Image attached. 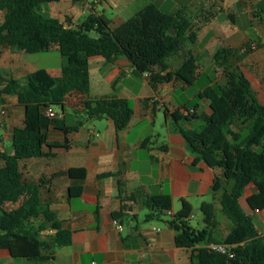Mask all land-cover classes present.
Masks as SVG:
<instances>
[{
  "label": "trees",
  "instance_id": "16d2710c",
  "mask_svg": "<svg viewBox=\"0 0 264 264\" xmlns=\"http://www.w3.org/2000/svg\"><path fill=\"white\" fill-rule=\"evenodd\" d=\"M60 1L0 0V12H5L0 24V48L29 55L57 48L62 58L59 77L45 69L28 74L23 82L0 75V103H4V97H15L25 109L23 125L16 127L12 134L13 152L0 150V249L8 250L13 258L29 261L51 259L56 248L72 244V233L42 200L46 179L25 182L21 162L49 158L53 156V149L69 148L68 138L64 143L48 141L51 128L69 135L79 131L85 121L108 118L117 131H122L134 115L130 100L101 98L83 102L82 109L73 114L74 122L64 117L69 96L90 92V59L102 57L111 61L126 57L141 76L160 67L161 73L150 78L153 86L174 80L193 86L198 78L199 61L192 55L177 71H168L166 65L171 56L187 43L196 42L198 37L184 10L169 14L156 5H149L116 28L104 15L92 12L82 24L73 26L42 14L43 5ZM73 2L86 6L85 0ZM173 28L174 36L169 33ZM262 46L264 48V44ZM239 60L237 50L218 49L213 62L215 69L225 76V84L212 83L206 87L196 102L189 103L190 108L184 107L188 111L186 116L180 111L172 114L188 150L196 155L195 162L203 161L212 169H220L224 180L233 183L230 190L225 189L221 199V211L233 224L228 235L223 236L218 230L214 203L201 204L202 228L191 225L193 208L187 201L182 202L178 213L170 215L168 222L177 233L176 245L192 250V264H264V234L259 233L253 218L239 203L246 187L253 184L257 192L247 199V204L254 213L264 210V104L252 93L250 81L238 66ZM203 98L211 100V115H197V101ZM55 107L63 109V113L58 118H49L47 110ZM194 120L200 123L198 129L181 124ZM62 175L82 181L87 171L72 168L53 177ZM221 188L223 184L219 179L214 191ZM82 192L81 186L71 187L69 196L78 198ZM136 197L150 210L146 221L163 220L172 211L169 195L135 194L122 199L121 208L113 213V219L120 222L134 219L135 216L127 214L130 208L126 203ZM210 243L230 246L235 257L231 259L210 251L206 248Z\"/></svg>",
  "mask_w": 264,
  "mask_h": 264
},
{
  "label": "crops",
  "instance_id": "0c3cea01",
  "mask_svg": "<svg viewBox=\"0 0 264 264\" xmlns=\"http://www.w3.org/2000/svg\"><path fill=\"white\" fill-rule=\"evenodd\" d=\"M178 1L85 0L86 6L80 7L89 12L80 16L67 10L62 13L64 3L78 6L73 0H61L41 7L44 16L73 26L82 24L92 12L106 16L108 7L112 18L118 19L115 23L111 20L113 27L122 25L149 5H156L169 14L184 10L198 37L196 42L187 43L171 56L166 65L168 71H177L192 55L199 61L198 78L193 86H187L180 80L153 86L150 79L136 73V68L126 57L111 61L102 57L91 58L90 92L69 96L64 117L74 122L76 116L73 114L82 109L83 102L101 98L130 100L134 115L122 131H117L108 118L85 121L79 131L69 135L49 129L50 143H64L68 138L69 148H55L49 158L24 160L21 172L28 183L46 179L42 200L71 231L72 244L56 248L48 260L16 259L8 250L0 249V264H192V250L176 245L177 233L168 222L170 215L163 220L146 221L150 210L143 206L140 197L126 203L130 208L127 214L135 218L123 220L121 223L125 230L117 231L113 213L120 210L123 198L128 199L135 194L169 195L173 215L180 211L183 201L192 206L194 213L195 207L211 197L218 230L223 236L230 233L233 224L225 218L219 221L217 212H222V196L233 183L224 180L220 169H212L203 161L195 162L196 155L188 150L172 114L180 111L186 116L184 107L190 108L189 103L196 102L206 87L212 83L225 84V76L215 69L213 62L216 51L222 47L238 51V66L250 81L252 93L264 104V0H192L190 6L198 7L195 18L187 14L185 3ZM0 13L5 15L4 11ZM25 54L0 48V75L7 80L14 78L23 82L28 74L38 70H28L30 63ZM61 66L62 58L59 68L45 70L59 77ZM157 73H161V68H152L151 76ZM196 85L199 86L198 92L189 93ZM197 104V115L212 114L210 99L203 98ZM3 109L6 110L5 116L1 115ZM57 113L60 115L63 109ZM24 119L25 109L17 99L4 97V103H0V150L13 152L12 134L16 127L23 125ZM197 122L183 121L181 124L194 129ZM72 168L85 169L86 179L73 180L67 175L53 177ZM108 174L112 176H104ZM219 179L223 188L214 191ZM78 186L83 188L82 194L78 198H70V188ZM256 192L255 185L250 184L239 203L247 215L260 218L256 226L259 233L264 234V210L254 213L247 204V199Z\"/></svg>",
  "mask_w": 264,
  "mask_h": 264
},
{
  "label": "rangeland",
  "instance_id": "374dc122",
  "mask_svg": "<svg viewBox=\"0 0 264 264\" xmlns=\"http://www.w3.org/2000/svg\"><path fill=\"white\" fill-rule=\"evenodd\" d=\"M171 2H173L174 0H170ZM178 2H184L185 6L188 8L187 9V14L189 16H191L192 18H195L198 15V7H194V5L190 6V2H192V0H180ZM61 7V6H60ZM62 8H63V14L64 11H70L71 13H74L76 16H80L82 13H87L89 12V10H84L82 9L79 5L78 6H71V4H67L64 3L62 4ZM107 10H109L106 14V18L111 21L113 20L114 23L117 22L118 19L112 18V12L111 10L106 7ZM262 10V9H260ZM48 13H51V11H49ZM88 14V13H87ZM3 14L0 13V22L3 20ZM78 18V17H76ZM77 20V19H76ZM120 26V25H117ZM116 25H112L113 28L117 27ZM26 58H27V62L30 63L28 70H36V69H49L51 71L57 69L60 67V60H61V56L58 50H54L52 49L49 52H45V53H41V54H36V55H29V54H25ZM205 65V64H204ZM199 86L196 85L194 87L191 88L189 93H195L198 92ZM55 110L57 112H62V109L60 107H55ZM200 127V123L197 122L194 124V129H198ZM207 203H213V199L211 197H209L208 199H206ZM201 205H199L198 207H195V211L192 215L191 218V225L194 228H201V226L203 225V214L200 210ZM217 218L219 221L222 220V218L228 219L222 212H217ZM255 224L259 223L260 218L259 217H252ZM264 218V217H263ZM262 227L264 228V223L262 224Z\"/></svg>",
  "mask_w": 264,
  "mask_h": 264
},
{
  "label": "built area",
  "instance_id": "2783aa9c",
  "mask_svg": "<svg viewBox=\"0 0 264 264\" xmlns=\"http://www.w3.org/2000/svg\"><path fill=\"white\" fill-rule=\"evenodd\" d=\"M144 76H145L146 79H150L151 78V74L150 73H145ZM183 112L186 115L188 114L187 110L183 109ZM191 112H193V111L191 110ZM46 114H47V116L49 118H52V119L58 118L60 116L57 113V111H55V109H53V108H49L47 110ZM1 115L5 116L6 115V110L3 109L1 111ZM169 215H173L172 211L169 212ZM113 224H114V226H115V228L117 229L118 232H123L125 230L123 224L119 220H114L113 219ZM206 248L209 249L212 252L219 253V254H222V255H227L231 259H233L235 257L234 253L231 250V247L228 246V245H225V244L210 243V244L206 245ZM93 264H96V263H93Z\"/></svg>",
  "mask_w": 264,
  "mask_h": 264
},
{
  "label": "water",
  "instance_id": "95a60500",
  "mask_svg": "<svg viewBox=\"0 0 264 264\" xmlns=\"http://www.w3.org/2000/svg\"><path fill=\"white\" fill-rule=\"evenodd\" d=\"M169 33L174 36L176 34V30L173 28L169 31ZM95 38H97V36H94Z\"/></svg>",
  "mask_w": 264,
  "mask_h": 264
}]
</instances>
